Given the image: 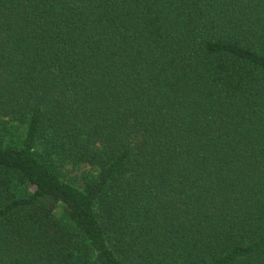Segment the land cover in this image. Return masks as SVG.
Returning <instances> with one entry per match:
<instances>
[{
	"label": "trees",
	"instance_id": "trees-1",
	"mask_svg": "<svg viewBox=\"0 0 264 264\" xmlns=\"http://www.w3.org/2000/svg\"><path fill=\"white\" fill-rule=\"evenodd\" d=\"M0 264H264V0H0Z\"/></svg>",
	"mask_w": 264,
	"mask_h": 264
}]
</instances>
